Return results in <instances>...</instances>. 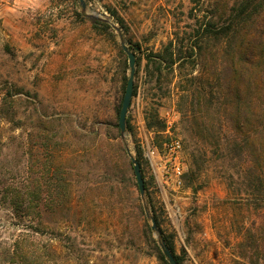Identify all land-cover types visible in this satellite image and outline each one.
Returning a JSON list of instances; mask_svg holds the SVG:
<instances>
[{
	"label": "rangeland",
	"instance_id": "1",
	"mask_svg": "<svg viewBox=\"0 0 264 264\" xmlns=\"http://www.w3.org/2000/svg\"><path fill=\"white\" fill-rule=\"evenodd\" d=\"M263 1L0 0V255L26 236L43 264H164L156 216L179 264H264V38L237 92L229 42L200 41L243 8L262 27ZM122 45L136 57L124 135ZM169 45L176 64L158 74ZM173 140L180 185L163 159ZM27 186L37 210L10 202Z\"/></svg>",
	"mask_w": 264,
	"mask_h": 264
},
{
	"label": "trees",
	"instance_id": "2",
	"mask_svg": "<svg viewBox=\"0 0 264 264\" xmlns=\"http://www.w3.org/2000/svg\"><path fill=\"white\" fill-rule=\"evenodd\" d=\"M261 7L264 8V1L262 2ZM246 13H247V8H243L239 10L238 13L236 14V18L234 21L230 22L229 24H227L226 21L217 24L215 23V25H212L211 28L205 29V32L203 33V37L202 36L200 37V41L202 38H206L208 40L215 41V43L218 42V44L224 40H226L227 43L229 42L230 48L225 53V55L228 62L230 63V68H229L228 76L225 79L228 89L230 90L232 89L236 92L238 90V86H240L243 83L242 81H244V79L247 77L249 73V69L247 66L249 63L247 57L248 55L246 54H248V51L251 50V47L260 46L262 44L260 40H262L261 38H264V20L258 23L261 24L262 27L253 26L255 24L254 17L260 14V12H255V15L254 14L245 15ZM106 26L108 29H110L108 25ZM195 46L199 49V51L203 50V48L199 43H196ZM170 48H172V45H169L165 49L163 54L156 56L158 57V61H151L153 62V64L156 65L158 74H161L163 72V67L167 69H172L173 66L176 64V60L174 58L175 54L171 51ZM261 71H264V66H261V63H258L257 66L255 67V72L260 73ZM236 110L237 111L235 112V116L232 117V120L235 124V128L239 130V127L242 124L244 111L240 112L239 107H237ZM249 114L250 113L247 111V116H249ZM152 120L156 121L157 115L153 116ZM196 126L198 128L197 136L203 139L205 137L203 131L199 129L200 127L197 123ZM252 146H254V144ZM251 149L253 155H256L255 147H251ZM29 187L33 188L34 186L29 185ZM29 187L27 186L24 189L17 190L16 192L18 193V196L10 198V202H12L13 205H17L19 209L27 207V210L29 211L32 209L37 210L38 193L37 191L36 192L30 191ZM34 190L36 189L34 188ZM26 202L28 204L27 206H25ZM24 216L28 217L29 212L27 211V214H25ZM153 219L156 222L157 232H159L160 241L165 243L167 248L174 256L175 260L179 264L178 257L175 255L174 252L173 244L169 242L162 235V233H160L156 216H153ZM34 233L44 234L39 229H36ZM28 240L29 239L26 236H21L20 238L13 241L10 247L5 248L2 254L0 255V264H43L38 260L37 261L30 260V257L33 256L34 254L30 253V255H28V251L26 250V248H30V246L27 247L25 246L27 244L32 245L33 242H28ZM160 255L162 262L164 264H169L164 254L160 253Z\"/></svg>",
	"mask_w": 264,
	"mask_h": 264
},
{
	"label": "water",
	"instance_id": "3",
	"mask_svg": "<svg viewBox=\"0 0 264 264\" xmlns=\"http://www.w3.org/2000/svg\"><path fill=\"white\" fill-rule=\"evenodd\" d=\"M79 1L81 2L83 9H85L84 0H79ZM113 27H114L115 31L120 36V30L118 28H116L114 25H113ZM122 46H123L124 52L128 56L129 67H130V77L128 79V83L126 86V90H125V94H124V98H123V102H122V106H121V111L119 114V129H120L122 135H124V133L126 131L127 114H128V110L131 106L133 92H134V75H135L136 57H135V54L130 52L129 49L125 45H122ZM132 163L134 165V174H135V177L137 180V185H138L140 195L144 196V194H145V182H144V179L142 176L141 166L139 165V163L135 159H132ZM148 218L151 221L152 230L155 231V233L157 235H159L157 232L156 222L154 221V219L151 216H149ZM161 248H162L163 254H164V256H165V258L169 264H178L177 261L175 260L174 256L170 252V250L167 248L165 243H163L162 241H161Z\"/></svg>",
	"mask_w": 264,
	"mask_h": 264
},
{
	"label": "built area",
	"instance_id": "4",
	"mask_svg": "<svg viewBox=\"0 0 264 264\" xmlns=\"http://www.w3.org/2000/svg\"><path fill=\"white\" fill-rule=\"evenodd\" d=\"M146 148L148 156L152 159V161H155L156 158H158L157 151L151 147L149 142H146ZM164 148L167 152L166 157L163 156L164 161L168 164V166H166V169L168 170L167 173L171 171V177L175 179L177 185H180L182 183V176L184 172L180 157L182 153L181 143L179 140H173L169 143H165Z\"/></svg>",
	"mask_w": 264,
	"mask_h": 264
}]
</instances>
